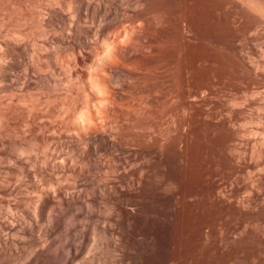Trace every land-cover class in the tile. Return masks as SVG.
<instances>
[{
	"label": "bare ground",
	"instance_id": "bare-ground-1",
	"mask_svg": "<svg viewBox=\"0 0 264 264\" xmlns=\"http://www.w3.org/2000/svg\"><path fill=\"white\" fill-rule=\"evenodd\" d=\"M184 2L183 19L197 30L204 11L222 6ZM153 3L0 0V264H201V174L214 140L198 142L191 150L204 157L185 162L195 110L172 122L182 181L163 145L123 137L135 126L130 115L106 122L113 90L139 82L123 65L145 62L143 29L132 23ZM196 93L181 88L175 98L185 107ZM13 111L19 130L9 128ZM96 119L106 129L89 134Z\"/></svg>",
	"mask_w": 264,
	"mask_h": 264
},
{
	"label": "rangeland",
	"instance_id": "rangeland-1",
	"mask_svg": "<svg viewBox=\"0 0 264 264\" xmlns=\"http://www.w3.org/2000/svg\"><path fill=\"white\" fill-rule=\"evenodd\" d=\"M218 7L204 11L197 30L183 19L184 0H154L141 14L145 27L140 20L132 23L143 29L145 62L123 65L139 82L113 90L115 102L105 101L110 114L106 122L122 123L130 115L135 126L123 129V137L140 147H148V141L153 147L163 145L173 163L171 174L182 181L183 168L174 165L180 134L172 122L179 121L183 111L188 115L191 105L195 112L185 133V162L204 157V152L191 150L198 142L214 140V153L201 174V264H264V0H222ZM186 87L197 93L184 107L175 95ZM15 112L11 130L22 125ZM101 124L96 119L89 134L104 133Z\"/></svg>",
	"mask_w": 264,
	"mask_h": 264
}]
</instances>
